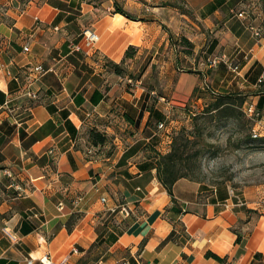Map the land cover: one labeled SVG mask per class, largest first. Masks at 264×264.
Returning <instances> with one entry per match:
<instances>
[{
	"label": "crops",
	"instance_id": "1",
	"mask_svg": "<svg viewBox=\"0 0 264 264\" xmlns=\"http://www.w3.org/2000/svg\"><path fill=\"white\" fill-rule=\"evenodd\" d=\"M58 1L69 3L30 0L20 6L17 0H0V125L4 120L17 124L15 133L0 147V260L26 264L28 258L37 260L47 254L54 264H108L104 260L108 253L125 252L126 257L121 255L112 264H131L130 258L136 264H264V201L245 192V204L239 206L228 186L205 189L182 178L172 188V202L158 182L154 152L167 151L171 133L168 128L159 130V123L146 125V109L140 128L126 121L127 114L133 115L131 109L136 116L140 112L142 90L133 91V98L111 69L124 61L128 47H136L139 53L149 47L131 41L133 20L117 13L101 17L102 28L94 30L99 38L94 52L85 56L70 47L67 27L71 21H66L70 13L61 11ZM201 3L188 1L196 24L182 16L191 30L201 28L213 35L207 50L220 55L219 60L240 77L242 87L254 88L253 103L257 104L264 90L248 76L264 78V0H220L206 13L200 10L212 0ZM162 9L156 6L147 14L146 8L140 29L159 33L155 20L164 13ZM240 11L247 13V20L237 17ZM248 23L260 29L258 40L247 29ZM178 29L187 31L174 26ZM202 32L197 34L203 36ZM186 35L192 41V35ZM26 45L28 52L23 51ZM195 61L190 60L189 69L197 74H169L172 79L191 77L192 83L186 86L189 95L204 81L198 80L204 75ZM37 67L50 71L38 75ZM234 79L225 75L220 82L228 89L231 83L238 84ZM94 91L102 97L92 104ZM234 91L239 90L216 93ZM31 94L36 98H30ZM194 99L196 106L202 103L200 97ZM18 111L24 117L20 123L12 122L8 114ZM261 112L264 115V103ZM90 125L89 129L106 137L104 145L93 146L85 137ZM137 131L141 138L133 140ZM0 133L8 134L2 127ZM147 146L155 151L141 154ZM5 170L12 177L5 176ZM119 198L122 204L116 203ZM121 208L128 215L138 211L143 215L130 222L117 240L108 241L119 228L120 215L127 217ZM4 228L16 241L3 234ZM102 240L108 242L106 249L99 245ZM208 252L222 262L206 257Z\"/></svg>",
	"mask_w": 264,
	"mask_h": 264
},
{
	"label": "rangeland",
	"instance_id": "2",
	"mask_svg": "<svg viewBox=\"0 0 264 264\" xmlns=\"http://www.w3.org/2000/svg\"><path fill=\"white\" fill-rule=\"evenodd\" d=\"M17 1L20 6H26L30 0ZM188 1L74 0L69 4L70 8H68L74 20L68 25L67 31L71 42H78L82 38L81 32L86 29L94 31L95 28L100 27L101 23L99 21L101 17L114 14V3H117L120 8L134 19V36L133 38L131 37V41L138 46H143L140 45L139 41H142L145 46H149L144 47L141 53L136 47H132V58L124 59L120 63L121 71L116 76H121L122 81L117 83L119 85L123 84L122 89L128 91L133 98L135 96L132 94L133 91L142 90L143 95L138 102L141 107L145 106L147 102L149 106H156L165 112L168 117L166 125L171 135L170 144L166 145L167 151L163 150V154L169 152L173 136L180 132L184 133L191 141L185 152L188 160L186 162L187 166L184 169L182 168V174H185L187 179L203 184L202 188L205 189L228 186L234 192V196L243 199V193L246 192L252 193L259 200L264 201V138L253 139L251 137V130L254 126L243 112L245 103L249 104L254 101L252 94L254 88L247 87L245 89L244 86L242 87L241 80L238 81L240 77L228 69L222 61L216 64V67H213L215 65L211 64L212 61L215 60V57L218 60L220 55L218 53L211 55L207 47L214 40V37L212 34L203 33L201 28L200 30L195 29V31L190 29L192 25L182 16L184 15L191 22L195 21L194 11L188 6ZM202 1L204 0H197V3L202 4ZM218 1L220 0H212V3H209L206 7L204 6L200 11L210 10V6L214 4L218 6ZM156 2H158L157 5H155ZM156 6L164 8L161 11L164 12V15L161 14L158 16V20H155L160 25L159 33L151 31L146 34L144 29L143 31L140 29L142 26L144 27V24H140V22L144 23L145 9H148L147 12L145 11L147 14H152L151 9ZM243 8L245 9L244 6L241 7V9ZM245 10L248 12L247 8ZM194 23L196 24V22ZM174 26L176 28L183 27L187 31L174 30ZM167 30L172 34V39L169 38L170 33ZM200 32H202L203 36L197 34ZM186 34L192 35V41L188 39ZM162 38L163 41H161ZM182 38H186L192 44L191 54L184 53L188 47L181 41ZM193 58H196V69L204 75V77L200 75L198 80L204 81L199 85L200 87H196L195 93L189 95L187 94L186 86L192 83L191 77L183 76L179 78L177 76L172 79V75L169 74L172 71H175L177 75L182 72L197 74V72L191 70L190 60ZM230 60L229 62H231ZM233 63L235 64V62ZM111 69L113 70L112 66ZM225 75L226 79L230 78V80L235 76L233 81H238V84L234 85V83H231L228 86L229 88L225 89L226 85L224 82H220ZM128 79H131L132 82H140V88H131L127 83ZM235 88L239 90L238 92L245 91L246 102L242 107L234 109L233 117L220 113L215 115L214 112L204 114V110L213 102L211 91L219 93L229 89L233 91ZM195 96L201 98L202 103L200 105L196 106L194 104ZM161 99L164 101H161ZM210 116H213V119L209 121ZM8 117L12 122L17 121V123H20L19 119L24 116H19L18 111L17 113H9ZM91 126H88L85 130L86 136H84L88 139H90L89 132L91 129L89 127ZM138 126H140V123H138ZM0 127L8 133L5 134L7 136L0 133L1 147L10 133H15L17 124L13 123L11 125L10 122L4 120ZM262 127L264 128V120L262 121ZM92 129L97 130L95 128ZM136 133L137 135L133 140L141 138L140 133L138 131ZM132 135L134 133H131ZM150 151H155L152 146L143 147L141 154H144V152H146L145 154H151L149 153ZM0 169H3L2 166H0ZM116 203L122 204L123 201L119 198ZM142 215L140 211L134 215L130 214L126 218L120 215L119 229H125L130 222L137 221ZM99 245L106 249L108 242L104 243L102 241ZM126 254L128 253H108L104 260L108 261V264H112L118 261L119 256L126 257Z\"/></svg>",
	"mask_w": 264,
	"mask_h": 264
},
{
	"label": "trees",
	"instance_id": "3",
	"mask_svg": "<svg viewBox=\"0 0 264 264\" xmlns=\"http://www.w3.org/2000/svg\"><path fill=\"white\" fill-rule=\"evenodd\" d=\"M68 1H69V3L58 1L56 3V5L61 11L70 13V11L68 10V8H70L69 4L72 3V1H74V0H68ZM218 4H219V1H218ZM114 9H115L114 13L120 14V15L128 18L129 20H134L122 8H120L117 3H114ZM71 15L72 14L70 13V15L66 18L67 22H69V21H71V23L73 22L74 18ZM59 21H60V18H58L57 22H59ZM167 32H169V30H167ZM80 35L82 36V32ZM169 35H170L169 38L172 39V37H173L172 34L170 33ZM80 41L81 40H79L78 42H74V43L71 42L72 44L70 45V47L79 45ZM181 41L184 42L188 47V49L185 50L184 53L185 54H191L190 49L193 47L192 44L186 38H182ZM68 46H69V44H68ZM132 50H133V48L131 46L128 47V49L125 52L124 59L132 58V54H131ZM73 52L78 53V54L80 53V52H76L74 50H73ZM210 53H211V51H210ZM112 66H113L114 72L116 74H119L121 71L120 65H112ZM253 68H254V66L250 68V70L246 74V77L249 75V73H251L253 71ZM260 76H261V74L258 77L253 75L252 77L248 76V78L252 84L257 83L259 88L263 87V90H264V81L261 84H258V79L260 78ZM195 91L196 90H194V93H195ZM210 93H211V95H213V102L207 106L206 110H204V114H209V113L214 112L215 115L220 113V114L227 115L228 117H233L234 112H235L234 109L236 107L237 108L242 107V105L246 102V100H245L246 95H243L240 92H234V93L232 92V93H228V94H217V93L211 91ZM1 95L2 94L0 93V96ZM254 95H257V94H254ZM101 97L102 96H100L99 92L94 91L92 96L90 97V103L95 104ZM148 98H150V97H148ZM1 103H3L2 96L0 98V104ZM263 103H264V97L260 96L259 100L256 104V107L259 111H261ZM144 109H146L148 112V119H147L146 125L154 126L157 123H163L164 129H165V127L167 129V125H166L167 119H165V116L163 115V113L160 112L158 109H156L155 106H149V105L146 106V104H145V106L141 107V110L137 114V116L135 115L136 111L131 109L133 115L127 114L125 116L126 121L129 124H131L132 126H134L135 128H138L139 127L138 123H140V121L143 117ZM142 110H143V112H141ZM210 115H212V114H210ZM212 119H213V116H210L209 121ZM22 134H23V132H21V130H20V136H22ZM89 137H90L89 140L91 141L93 146H102L106 142V137L103 134H101L100 132H98L97 130L92 129L89 132ZM262 138H264V137H262ZM258 139H261V138H258ZM190 144H191V141L186 137V135H184V133L180 132V133H177L173 136L172 141H171L170 150L168 153L160 154L156 151L154 152L153 157L155 159L154 168L156 171V178H157L158 182L160 183V185L164 188V190L166 191L168 197L172 200V202H175V200L173 198V192H172V188H173L174 184L179 179H182V178L187 179V176L185 174H182V171L187 166L186 162L188 160L186 159L185 152L187 151ZM115 212H117V211L115 210ZM115 212H113V213H115ZM118 229L119 228L115 229V233H116L115 235L111 234L109 236L108 241L110 240V241L114 242L115 240H117L118 236L122 235L124 229L123 230H121V229L118 230ZM102 241L104 242L107 240H102ZM237 241H239V238L237 239ZM206 257H211L219 263L222 262L221 258H219L218 256H216L210 252L206 253ZM255 257L258 258L259 255H256ZM129 261L131 264H136L134 262V260H132V258H130ZM0 264H15V263H12V262L7 263L6 260H0Z\"/></svg>",
	"mask_w": 264,
	"mask_h": 264
},
{
	"label": "built area",
	"instance_id": "4",
	"mask_svg": "<svg viewBox=\"0 0 264 264\" xmlns=\"http://www.w3.org/2000/svg\"><path fill=\"white\" fill-rule=\"evenodd\" d=\"M237 17L239 19H243V20H247L248 19V15L245 11H240L237 14ZM247 29L253 34V37L256 38L257 40L261 37V31L258 27L254 26L252 23H248L247 24ZM98 35L89 29H86L82 32V39H81V44L82 45H76V46H71L72 49L76 52H80L85 56H92L93 52H94V48L98 42ZM23 51L24 52H28L29 51V47L26 45L23 47ZM224 61V59H222ZM219 62H221V60H213L211 64L216 65ZM231 65V64H228ZM231 68L233 71L237 70V67H229ZM50 70H45L42 67H37L35 69V72L38 75H44L47 72H49ZM264 81V78H260L258 80V84H261ZM128 85L131 88H135V89H139V84L140 82H132L131 79L127 80ZM30 98L35 99L36 95L35 94H31ZM135 98V97H134ZM161 101H164L163 99H161ZM243 112L245 114V116L253 123V129L251 130V137L253 139H258V138H262L264 137V128L262 127V121L264 120V115L262 114L261 111H259L256 107L255 103H245L244 108H243ZM157 128L159 130L164 129V124L163 123H159L157 125ZM49 154H52V151H49ZM5 176H7L8 178L12 177L11 173L7 170L4 171ZM263 194H264V190H263ZM231 195H233V193L231 192ZM234 199L236 200L237 205L242 206L245 204L244 199L239 198L237 196H234ZM101 202L103 204L106 203V198L102 197ZM116 209H111V212H115ZM121 212L126 214V216H128V212L126 211L125 208H121ZM3 234L11 241L14 242L16 241V237L15 235H13L7 228L3 229ZM54 264L51 257L47 254H43L40 255L39 258H37V260H34L32 258H28L26 260V264ZM65 261L61 262V264H63Z\"/></svg>",
	"mask_w": 264,
	"mask_h": 264
}]
</instances>
